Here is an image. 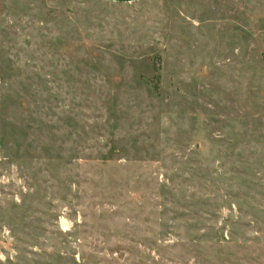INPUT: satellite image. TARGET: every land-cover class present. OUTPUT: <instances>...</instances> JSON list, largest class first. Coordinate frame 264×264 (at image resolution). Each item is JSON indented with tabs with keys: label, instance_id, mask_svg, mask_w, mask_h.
Instances as JSON below:
<instances>
[{
	"label": "rangeland",
	"instance_id": "374dc122",
	"mask_svg": "<svg viewBox=\"0 0 264 264\" xmlns=\"http://www.w3.org/2000/svg\"><path fill=\"white\" fill-rule=\"evenodd\" d=\"M0 264H264V0H0Z\"/></svg>",
	"mask_w": 264,
	"mask_h": 264
}]
</instances>
